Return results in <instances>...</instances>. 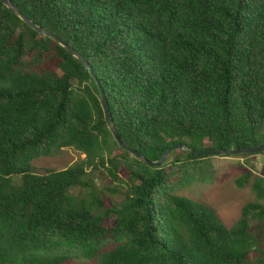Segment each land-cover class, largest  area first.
<instances>
[{"label":"trees","instance_id":"1","mask_svg":"<svg viewBox=\"0 0 264 264\" xmlns=\"http://www.w3.org/2000/svg\"><path fill=\"white\" fill-rule=\"evenodd\" d=\"M11 1L88 67L0 2V264H264L250 231L264 221V175L235 178L254 200L226 226L179 194L212 183L211 157L174 150L147 165L115 140L100 95L150 160L176 143L264 144V0ZM68 147L84 156L32 164ZM98 171L110 186L98 189Z\"/></svg>","mask_w":264,"mask_h":264},{"label":"rangeland","instance_id":"2","mask_svg":"<svg viewBox=\"0 0 264 264\" xmlns=\"http://www.w3.org/2000/svg\"><path fill=\"white\" fill-rule=\"evenodd\" d=\"M243 155V154H242ZM73 148H64L54 156H43L32 161L36 168H48L60 170L71 164L76 159L83 157ZM242 156H213L211 161L214 166V177L212 183H197L179 191V194L188 196L197 201H201L214 208L221 221L226 226H230L239 216L243 204L254 200V194L251 184L239 188L235 185V178L241 175L245 170L251 171L255 176L264 175V161L261 164H249L250 169L241 161ZM264 158V157H262ZM123 177L126 176L124 169L120 170ZM14 183L19 184L21 179L18 176L13 177ZM94 183L97 187L105 188L112 184L110 178L101 171L93 176ZM116 200L119 197L115 198ZM113 197L108 195L106 204L109 206ZM113 216L105 221L107 226L112 225ZM250 231L257 234L259 239L264 242V221L253 222ZM62 264H98L97 259H69Z\"/></svg>","mask_w":264,"mask_h":264},{"label":"water","instance_id":"3","mask_svg":"<svg viewBox=\"0 0 264 264\" xmlns=\"http://www.w3.org/2000/svg\"><path fill=\"white\" fill-rule=\"evenodd\" d=\"M0 2L13 10V12L21 19L23 20L28 26H30L33 30L39 32L40 34H43L57 43H59L61 46L65 47L73 56H75L77 59H79L82 64L86 67H88V64L86 60L83 58L81 54H79L72 46H70L68 43L63 41L61 38L56 36L53 33H50L49 31L45 30L41 26L35 24L32 20H30L28 17H26L20 9L13 4L11 0H0ZM100 95H101V100H102V107L104 110V116L106 119V122L115 138V140L118 142V144L123 148L128 150L135 158L143 161L149 166H154V167H160L168 158L170 153L174 150H184L187 152L191 153H199L204 156H233V155H242V154H248V153H256V152H264V144H257L254 146H247V147H242V148H228V149H219V148H209L206 150H193L189 148L185 143H176L169 147L158 160H150L148 159L142 152L131 148L127 146L119 137L116 129L113 126L112 119H111V114L108 108L107 101L105 99L104 93L102 92V89L100 88Z\"/></svg>","mask_w":264,"mask_h":264},{"label":"built area","instance_id":"4","mask_svg":"<svg viewBox=\"0 0 264 264\" xmlns=\"http://www.w3.org/2000/svg\"><path fill=\"white\" fill-rule=\"evenodd\" d=\"M240 158L241 161L245 162V165L250 169L249 164H247V161H249L250 164H261L264 161V152H256V153H248L241 155Z\"/></svg>","mask_w":264,"mask_h":264}]
</instances>
